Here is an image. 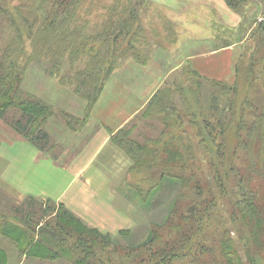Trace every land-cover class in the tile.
<instances>
[{
    "label": "rangeland",
    "instance_id": "1",
    "mask_svg": "<svg viewBox=\"0 0 264 264\" xmlns=\"http://www.w3.org/2000/svg\"><path fill=\"white\" fill-rule=\"evenodd\" d=\"M150 1L82 0L77 5L75 22L71 20L68 25V29H74L76 26L83 27V37L85 39L88 38L86 40V49H83L78 54H74L73 51L70 52L69 50H64L61 53L57 48L55 40L52 42L53 52L45 50L46 47L43 50H35L34 45L29 39L27 30H23L22 42L25 50L18 55V60L28 66L23 88L33 94L35 93L29 91V89L39 91L45 101L54 106L56 113L50 117L46 127L47 131L53 132L54 137H51V141H55L56 136L60 138L59 130L63 128L70 131L73 130V127L67 123L68 118L65 113L71 114L73 117L75 116L83 121L85 112L82 113V116H76L70 112L69 108L75 106V102H72L70 105V96L75 94V98L77 99L78 95L75 93L77 76L80 71L91 67L93 64V53L90 52L89 47L95 46V50L99 51V57H104L108 49L107 44L101 40L93 41L92 38L104 31L107 26L111 25L113 27L114 24L120 23L122 14H124L123 18L125 16L127 18L130 15L134 17V11L130 13L129 10H134L135 3L136 8L137 4H139L138 20L140 21L136 22V26L131 29L129 35L117 38L119 47H117V52L111 56V59L118 61L109 74V79L115 71H119L128 64L133 65L134 62L146 63V61L156 55L157 51L155 52L154 49L156 46L171 45L172 37L170 33L164 32L163 29L166 30L167 28L171 31L172 28L164 25L166 18L158 10L154 11V19L149 18L150 13L153 12L152 2ZM51 3L49 0L44 5L50 7ZM33 4V0H8V2H4V5H7L8 9L14 13L16 5L26 6L28 9L33 7ZM35 5L41 6L38 3ZM263 11L264 0H249L248 8L241 13L244 20L236 28L233 36L236 42H241V54L235 68V81H222L226 83L227 87L234 85L240 71V81L245 79V74L243 73L251 64L253 65V70L258 72V79L253 84V91L251 94L249 93L252 103L256 106L255 112L250 106H246L245 108L244 117L246 122L250 123L255 121L254 116L264 113V20L262 24H260L261 21L259 20V17L264 19ZM43 14H45V11ZM9 18V15L5 13L0 16V57L4 53V48L9 44L11 36L16 33L15 25L11 24L10 20H8ZM111 22H113V25ZM35 27L37 28L38 24ZM134 33L136 35L135 39H138L135 47L141 53L142 58H145V61L136 59L134 49L129 50L131 44L128 43V40L134 37ZM110 40H113V38H110ZM55 51H58V54ZM173 61L177 63L180 59L176 57ZM194 71L191 66L182 65L176 71L174 70V72L167 75L160 88L156 91L163 94L166 90H170L171 99L176 104V108H178L180 114L169 108L165 112L150 111L147 108V104L134 120L125 126L127 129H131V135L136 136V138L142 136V132H148L149 135L146 134L147 136L143 139L140 138L139 141L147 145L149 153L151 150L154 151L153 157L160 156V159L156 160L155 169L148 171L145 166L148 161L146 160V156L141 159H134L130 153L122 148L125 155L131 160L129 162L131 165L129 169L125 167L126 163L124 165L125 168L122 171L123 184L114 187L116 204L119 206L122 217L127 219L122 228L116 233L103 232L98 227L88 224L76 215L81 220L79 229L84 226L96 228L104 234H109L111 236L110 241L119 245L117 248L109 246L106 249L108 253L106 255L117 249L116 254H113V257H111L113 259H118V253L121 254L127 250V253L134 254V251L139 249L137 258L138 261L142 260L140 264H149L152 261L156 262L154 257H151V260H146V248H161L167 242L172 241L173 236L179 232L181 225L187 223V220H183L184 218L180 219L183 215H171L172 209H175L179 204H186L184 212L191 216V213H187L188 204L194 202V198L196 197L198 201L205 199L208 201L210 196H214V204L210 207L211 211L216 206L213 209V216L211 218L209 216L205 217L203 227L206 228L208 233H212L211 235L215 236V239L218 241H211L206 238V245H209L210 249L216 247L217 249H214V252L216 250V255L222 257L218 248L221 247V244L223 245L224 239H228L239 250L242 264H250L248 254L245 252L247 244H250L252 250L258 251L256 241H249L247 240L248 238L242 239L240 225L245 213L246 215L248 213L244 202V193L249 189L248 184L244 182L246 176L252 175L250 187L259 188L257 202L259 204L263 203V198L261 197L264 191V177L261 174H263L262 169H264V153H262V157L259 153L263 148L262 144L256 138L253 141L255 144H250L253 132L246 127L247 129L245 128L243 133H241L243 140H248L244 142L245 145H241L233 151L226 149V147L224 151L223 149H221V152L219 151L220 144H222V134H219L218 118L219 116L224 118L222 111L225 107L228 109L225 113L227 115L225 122L227 123V128L230 130V134L229 132L227 134L228 139L234 134L233 128L235 126L233 127V125L235 117L233 111L229 110V103L234 94H225L217 83L219 80L198 76L194 74ZM44 79L46 80L44 81ZM79 99L77 100V106L79 104L85 105V99L81 97ZM76 108L74 110H77ZM176 118L177 120L179 118L178 122L171 129H168V119H175L176 121ZM207 123L213 125L210 131L206 127ZM210 132H213L215 139H213V136H210ZM262 134H264V131ZM162 136L165 138L163 141L170 140L173 143V148H166L161 151L162 146L158 147L152 141V139H158L157 137ZM262 136L263 139L264 135ZM32 149L34 151L37 149L34 144L28 141H16L13 135L8 136L6 140L0 139V153L2 155L4 153L6 156L5 164L7 161L8 167L14 163V166L11 165L9 174L3 171L4 174L6 173V177L8 178L9 176L10 179L16 180V183L20 185L27 183V186L32 191L40 190L42 186L51 187L52 190L66 188L70 181L68 174L63 170H59L57 174L52 173V169H46V166H43L45 162L41 164L36 163L33 158L35 152ZM58 149L57 145L54 151L57 152ZM155 151H158V154ZM189 151L192 152L190 153ZM219 153L227 154L221 158ZM0 166L1 168L4 167L1 164ZM22 171H24L23 174ZM164 174L167 176L162 179V182H159L160 176ZM0 178L4 179L2 170ZM242 178L243 180L241 181ZM198 180L201 181L200 188L196 187L199 184ZM152 185H155V187L151 189ZM197 203L195 202L194 205L198 206ZM18 204L20 203L5 195L0 188V214L5 215L9 219L16 220L12 209L18 207ZM59 204L53 201L50 205L58 206ZM234 210L237 211L238 217L242 219H240V222L233 221L232 214ZM56 214L57 209L47 215H44L43 210L39 209L35 219V226L38 224L36 230H39L40 226H43L47 221L51 220L54 223ZM197 218L199 220L200 216L197 215ZM29 221L26 220L27 224ZM67 224L75 226V223ZM152 236V242L146 245ZM246 236L250 237L249 233ZM0 247L7 253V264H73L64 257L49 260L41 257L26 258L20 256L15 243L1 234ZM197 248L199 247L194 248L195 251L189 250L186 256L181 253L180 256L168 260L167 263L158 261L154 264H210L207 263L209 260L204 255L206 253H202L199 249V251L196 250ZM254 250L253 252L255 253ZM255 257L258 261L257 264H264V254L260 256L256 254ZM128 260L132 261L133 258L130 256ZM105 262L106 264H116L113 260H106V258Z\"/></svg>",
    "mask_w": 264,
    "mask_h": 264
},
{
    "label": "trees",
    "instance_id": "2",
    "mask_svg": "<svg viewBox=\"0 0 264 264\" xmlns=\"http://www.w3.org/2000/svg\"><path fill=\"white\" fill-rule=\"evenodd\" d=\"M33 1L34 6L28 9L26 6L16 5L14 7V13L8 9L7 5H4V2L6 3L8 0H0V16L3 13L8 14L10 17L8 20H10L11 24L15 25L16 28V33L11 36L9 44L4 48V53L0 57V118L5 120L15 131L31 141L40 150L46 153L51 152L52 156H56V153L52 152L56 145L52 143L50 134L46 129L50 117L56 113L54 106L41 97L27 92L23 88L24 77L28 67L18 60L20 52L22 53L24 52L23 50H25L22 42L23 30H27L29 39L34 45V49L38 51L46 47L45 50L53 52L54 48L52 42L55 40L57 48L61 53L64 50H69L70 52L73 51L74 54H78L83 51V49H86V40L88 38L85 39V37H83V27L76 26L74 29H68L70 21L72 20L75 22L76 20L77 5L82 0H50L52 2L50 7L44 5L47 4L49 0ZM226 2L235 11L243 13L245 9L248 8L249 0H226ZM36 3L41 4V6L35 5ZM135 4L134 10H129L130 13L134 11V17L130 15L127 18L126 16L123 18L124 14H122L120 23L114 24V26L113 22H111L113 27L111 25L107 26L104 31L92 38L93 41L101 40L103 43L107 44L108 49L104 57H99V51L95 50L96 47H89V50H91L90 52L93 53V64L91 67H87L85 70L80 71L77 76L75 93L85 99L86 111L83 121L75 116L73 117L71 114L65 113L68 118V122L67 119L66 122L73 127L72 131L74 132L79 131L89 118L95 103L109 79V74L118 61L111 59V56L116 54L117 47H119L117 38L119 36L129 35L131 29L136 26V22L140 21L138 20L139 4H137V8ZM44 11L45 14H43ZM125 11H127V9H125ZM263 20L264 19L260 20V24H262ZM36 24H38L37 28L35 27ZM110 38H113V40H110ZM135 38V33L133 38H129L128 43L131 44L129 50L134 49L136 59L145 61V58H142L141 53L135 47V43L138 41V39L136 40ZM55 53L58 54V51H55ZM36 54L38 53L36 52ZM108 57L109 59H107ZM107 64L108 66L106 67ZM194 74L202 76L196 71H194ZM243 74H245V79L240 81L238 77L239 81L237 79L236 83L229 87H227L226 83L217 81L225 94H234L232 100H229V110L233 111L235 117L233 125V127L235 126L233 128L234 134H232V136L229 135L230 139H228L227 136L228 132L230 134V130L227 128V123L225 122V119H227L225 113L228 110L226 107L222 111L224 118L220 116L218 118L219 134H222V144H220L221 147L219 151L221 152V149L224 151L225 147L233 151L241 145H245L244 142L248 140H243L241 133H243L247 127L253 132L250 144H255V142H253L255 138L262 144L263 148L259 151L262 157V153H264V138L262 139V135H264L262 134L264 131V113L254 116L255 121L252 123L246 122L244 117L246 106H250L255 112L256 106L252 103L250 94L253 91V84L258 79V72L253 70V65L251 64ZM147 108L150 111L156 110L158 112H165V110L169 108L180 114V111L176 108V104L171 99L170 90H166L163 94L161 92H156L148 103ZM178 120L177 118L176 121L175 119H168V129H171ZM206 127L210 131L213 125L207 123ZM131 132V129L124 127L113 137V141L130 153L134 159H141L146 156V160H148L145 165L147 170H154L156 160L160 159V156L153 157L154 151L151 150L149 153L147 145L139 141L140 138L143 139L145 136L149 135L148 132H142V136H138V138L132 136ZM256 134H258V136H256ZM210 136H213V139H215L213 132H210ZM162 137H157L158 139H152V141L156 143L158 147L162 146L161 151L166 148H173V143L170 142V140L163 141L165 138L164 136ZM222 145H224V147H222ZM155 152L158 154V151ZM189 152L191 153L192 151ZM225 154L227 153H219V156L222 158ZM262 173L261 175L264 177V169H262ZM256 174H258V172H256ZM165 176L167 175H161L158 181L162 182ZM242 180L243 178L241 181ZM251 181L252 175L246 176V179H244V182L249 186L247 192L245 191L244 193V202L248 209L247 215L245 213L242 220L238 217L237 211L234 210L232 216L235 222H240L242 220L240 225L242 239L248 238L247 240L249 241H256L258 251L253 249L255 251L254 253L250 244H247L245 252L248 254L250 264H257L258 261L255 255L257 254L260 256L264 254V251H262L264 250V191L261 197L263 198V203L259 204L257 199L260 190L259 188H251ZM198 183L196 187L200 188L201 181L198 180ZM155 185H152L151 189L155 187ZM196 198H194L193 204L190 203L187 206V213H191V216L184 212L186 204H179L180 206L177 205L175 209H172L171 215H183L180 219L184 218L183 220H187V223L181 225L179 227V232L173 236L172 241L167 242L161 248H146V260H151V257L156 259V262L152 261V263L150 262L149 264H154L158 261L167 263L168 260L180 256L181 253L186 256L189 250L195 251V247H199L196 250L199 249L202 253L209 254H204L209 260L207 263L242 264V257L239 250L236 245L228 239H224L222 242L223 245L221 244V247L218 248L220 249V255L222 257L216 255V250L214 252V249H217L216 247L210 249V246L206 245V238L211 241H218L215 239V236L211 235L212 233H208L206 228L203 227L205 217L209 216L211 218L213 216V209L216 205L211 211L210 207L214 204V196H210L208 201L206 199L198 201ZM51 202L53 201L49 199L44 201L29 195L24 201L18 204V207L12 209V213L15 214L14 218L16 220L9 219L5 215L0 214V234L15 243L20 256L26 258L41 257L49 260L64 257L73 264H106L105 258L106 260H113L116 264H140L142 260L138 261L137 258L139 249L134 251V254L127 253V250L124 251V253H118V259L111 258L113 254H116L117 249L113 252H109V255H106L108 254L106 249L109 246L115 248L119 246L117 243H112L110 241L111 236L109 234H104L96 228H89L86 226L79 229L78 227L81 220H79L72 211L64 204L60 203L58 206H55L50 205ZM195 202H198V206L194 205ZM38 208L43 210L44 215L51 214L55 209H57V214L54 223H52L51 220L47 221L43 226H40L39 230H36L38 224L35 226V219L39 210ZM197 215L200 216L199 220ZM26 220H30V224H27ZM67 223H75V226H70ZM247 233H249L250 237L246 236ZM152 240L153 236L150 237L146 245L150 244ZM130 256L133 258L132 261L128 260ZM7 263V253L0 247V264Z\"/></svg>",
    "mask_w": 264,
    "mask_h": 264
},
{
    "label": "crops",
    "instance_id": "3",
    "mask_svg": "<svg viewBox=\"0 0 264 264\" xmlns=\"http://www.w3.org/2000/svg\"><path fill=\"white\" fill-rule=\"evenodd\" d=\"M150 2L153 12L149 18L154 19V11L158 10L166 18L164 25L172 28L171 31L163 29L170 33L171 45L156 46V55L146 63L134 62L115 71L83 128L77 132L65 128L59 130L60 138L56 136L52 141L56 144L55 148L57 145L59 148L57 152L54 151L56 156L35 145L37 149H32L36 163L45 162L43 166L52 169V173L63 170L68 174V186L59 190L42 186L36 191L30 190L27 183L21 186L16 180L6 177L14 163L7 167L5 154L0 153V164L4 166H0V173L2 170L5 179L0 178V188L5 195L19 203L29 195L41 200H53L64 204L75 215L103 232L116 233L127 219L122 217L116 204L114 187L123 184L122 171L125 167L130 168L131 160L122 147L113 141V137L146 107L165 77L182 65L191 66L208 79L235 81L241 42H236L233 36L244 20L241 13L232 9L226 0ZM176 57L180 61L174 63ZM29 91L43 98L39 91ZM74 98L75 94L70 96V105L75 102V106L69 110L76 116H82L86 111V101L85 105L77 106L80 97ZM48 132L50 137H54L53 132ZM12 135L16 141L31 142L0 118V139L6 140Z\"/></svg>",
    "mask_w": 264,
    "mask_h": 264
}]
</instances>
